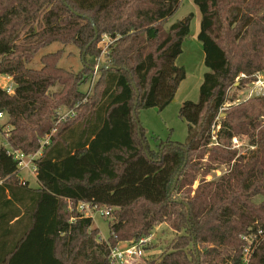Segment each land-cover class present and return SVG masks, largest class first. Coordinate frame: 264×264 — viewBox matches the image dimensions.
<instances>
[{
  "label": "trees",
  "instance_id": "trees-1",
  "mask_svg": "<svg viewBox=\"0 0 264 264\" xmlns=\"http://www.w3.org/2000/svg\"><path fill=\"white\" fill-rule=\"evenodd\" d=\"M182 1L0 0V75L15 83L14 95L0 87L11 129L0 148V264H112L119 243L161 225L176 237L148 264H242L245 238L259 231L249 264H264V98L221 112L239 74L264 70V0H194L208 71L199 101L179 111L188 141L155 151L137 113L165 110L186 79L177 60L195 16L165 28ZM56 42L79 49V72L60 67L63 49L29 67ZM97 66L110 69L95 75ZM62 108L75 115L59 122ZM11 151H42L38 187L20 178ZM81 202L112 211L108 240Z\"/></svg>",
  "mask_w": 264,
  "mask_h": 264
},
{
  "label": "rangeland",
  "instance_id": "rangeland-1",
  "mask_svg": "<svg viewBox=\"0 0 264 264\" xmlns=\"http://www.w3.org/2000/svg\"><path fill=\"white\" fill-rule=\"evenodd\" d=\"M230 1V0H226ZM194 14V19L191 23V34L186 38L183 44V53L177 60V65L179 67H184L186 70V79L182 82L174 101L165 110L159 111L158 109H140L137 113V120L140 127L144 130L145 140L151 150H157L160 144L166 142H176L185 144L188 141V125L180 118L179 111L182 105L187 101L198 102L200 99V88L204 81V75L208 71L205 66V53L203 51L202 44L199 42L197 35L200 29L201 13L199 8L195 5L194 0H183L180 9L177 13L169 20V23L165 27L168 29L172 24L183 20L189 14ZM235 26H229L230 36L234 34ZM216 32L214 34L215 38L217 36ZM219 34V33H218ZM222 36V41L224 42V36ZM111 41L107 37H103L101 43L99 44L102 53H106L107 48L110 46ZM64 50V58L60 62V67L69 71L79 72L82 69V55L78 48L74 46H63L60 43H53L44 50L40 52L37 58L29 64L31 68L40 67V57L53 53L58 50ZM106 58L105 54L102 55L100 63L105 64ZM100 67V66H99ZM264 73L263 71H260ZM5 76L0 75V87H5L8 80L4 78ZM235 87L230 89L228 92V100L231 98H236L237 94H240ZM83 90H87L88 87L84 86ZM59 90V88H58ZM246 92L248 90H245ZM244 91V92H245ZM246 95H241L240 104L247 101ZM67 109L62 108L61 112H66ZM7 116L5 115L3 119L0 120V148L4 147L9 149L10 146L6 140L4 132H8L9 126H6ZM233 141L234 147L236 149H242L247 146L248 140L242 138L241 140L236 139ZM226 172V168H222L217 172H214L208 177V180H213L221 176ZM19 176L23 181L28 180L31 186L36 187L38 185L36 175L33 172L27 170H21ZM197 184H195V187ZM257 202L262 201L261 197L256 198ZM103 209H108L100 207ZM93 219V227L99 229L100 236L108 240L110 236L109 223L112 217H104L100 212L96 211L92 215L87 214ZM176 237V233L171 231L167 225H161L157 227L152 234V240L149 243V249L146 250L147 254L145 260L139 261L136 264H148V261L160 257L169 248L171 242Z\"/></svg>",
  "mask_w": 264,
  "mask_h": 264
},
{
  "label": "built area",
  "instance_id": "built-area-1",
  "mask_svg": "<svg viewBox=\"0 0 264 264\" xmlns=\"http://www.w3.org/2000/svg\"><path fill=\"white\" fill-rule=\"evenodd\" d=\"M106 54V53H103ZM99 66H97L98 68ZM97 72H95V75ZM6 80H8V83L5 87H1L8 95H14L15 94V83L12 77L5 76ZM234 90H237L241 93V95H246V99H253V98H264V73L263 72H256L253 75L249 76L246 73H241L236 78L235 83L232 87L228 89V92H230V89L232 88ZM245 90H248L247 92ZM245 91V92H244ZM227 92V95H228ZM241 95L237 94V97L231 98L230 101L228 100L224 107L222 108L221 112H224L231 106H235L240 104L241 101ZM75 115L74 111L67 110L66 112L59 113V122L63 121L69 117H73ZM5 114L3 112H0V120L3 119ZM56 132V130L53 131L52 135ZM237 141L236 139H234ZM50 143V137H47L44 141V145H48ZM11 154L15 157L16 160L19 162V172L21 170H27L30 172L36 173L37 167L35 164V161L41 156L42 151H40L37 154L32 155H26L20 151H11ZM76 210L83 214L86 217H90L87 214H93L94 212L98 211L100 212L104 217H110L112 214V211L110 209H103L100 208L97 205L90 204L88 202H81L77 205ZM75 219H72L74 221ZM263 235V231H259L257 236ZM257 236H247L245 238L247 242V247L244 249V259L242 264H249L251 255L254 252V249L256 248L257 244ZM152 240V236L149 238H141L140 240H133L126 243L127 245L125 247H121L119 243L116 248H114L111 252V263L112 264H130V261H134L132 264H136L139 261L145 260V256L147 254L146 250L150 246L149 243Z\"/></svg>",
  "mask_w": 264,
  "mask_h": 264
},
{
  "label": "water",
  "instance_id": "water-1",
  "mask_svg": "<svg viewBox=\"0 0 264 264\" xmlns=\"http://www.w3.org/2000/svg\"><path fill=\"white\" fill-rule=\"evenodd\" d=\"M104 68H106V69H110V67H108V66H101V67L96 68V69L94 70V72H97V73H98L100 70H102V69H104ZM222 116H224V114H223Z\"/></svg>",
  "mask_w": 264,
  "mask_h": 264
},
{
  "label": "crops",
  "instance_id": "crops-1",
  "mask_svg": "<svg viewBox=\"0 0 264 264\" xmlns=\"http://www.w3.org/2000/svg\"><path fill=\"white\" fill-rule=\"evenodd\" d=\"M22 180H23V178H22ZM25 182H29L28 180H26ZM30 183V182H29ZM38 183V182H37ZM30 186H31V184H30ZM31 187H33V186H31ZM36 187H38V185L36 186ZM36 187H33V188H36ZM127 244L126 243H121L120 244V246L121 247H125Z\"/></svg>",
  "mask_w": 264,
  "mask_h": 264
}]
</instances>
